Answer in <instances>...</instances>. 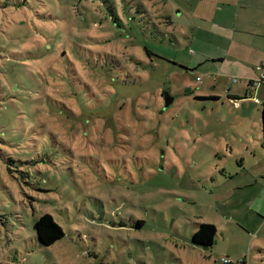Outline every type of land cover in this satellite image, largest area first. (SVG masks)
<instances>
[{
  "label": "rangeland",
  "instance_id": "obj_1",
  "mask_svg": "<svg viewBox=\"0 0 264 264\" xmlns=\"http://www.w3.org/2000/svg\"><path fill=\"white\" fill-rule=\"evenodd\" d=\"M196 2L87 0L57 22L0 5V264H264V143L195 68ZM44 212L64 233L49 246Z\"/></svg>",
  "mask_w": 264,
  "mask_h": 264
},
{
  "label": "crops",
  "instance_id": "obj_2",
  "mask_svg": "<svg viewBox=\"0 0 264 264\" xmlns=\"http://www.w3.org/2000/svg\"><path fill=\"white\" fill-rule=\"evenodd\" d=\"M196 17L205 31L203 43L210 48L204 50L195 68L201 66L214 81L223 84L222 96L233 106L236 100L238 106L234 107L243 112L240 117L246 119V137L252 129L260 140L264 80L256 87H250L249 81L259 75L255 67L264 62V0H197ZM215 88L221 89L219 85ZM198 95L218 98L220 92Z\"/></svg>",
  "mask_w": 264,
  "mask_h": 264
},
{
  "label": "trees",
  "instance_id": "obj_3",
  "mask_svg": "<svg viewBox=\"0 0 264 264\" xmlns=\"http://www.w3.org/2000/svg\"><path fill=\"white\" fill-rule=\"evenodd\" d=\"M1 1L2 3L0 2L1 3L0 5L3 7L6 5H9L10 7H18V8L19 7L30 8V9L38 8V11H37L38 14L36 15H38L40 19H43L44 21L50 20L53 22H57V20L62 18L60 17V11L66 12L67 16H69L68 14L71 13L69 11L70 6L72 5L78 4L84 7L89 6L85 3V1L87 0H84V2H82V0H1ZM90 1L93 3L95 1L96 3L100 2V4H104L108 8L109 12H112V13L117 6H121L122 9L125 6V4L123 5L119 3V0H90ZM97 7H99V5ZM139 9L141 10V8ZM81 19L85 22L83 18ZM111 22H112L111 23L112 25H109L110 27L113 26V23L117 25L118 19L113 17L111 18ZM18 23L19 22H17V24ZM21 41H18V39H16L8 47L9 49H11V53L14 57H18L16 54L21 53L20 51H22V48H24L22 47ZM36 43L39 45L40 50L46 49L45 48L46 43H44L43 45H41L38 41ZM145 50L148 54H150V50L148 48L145 47ZM44 53H41V55L42 54L44 55ZM34 55L35 54L28 55L29 59L30 58L33 59L32 61L30 60L31 61L30 63H25V62L23 63V65L26 68H29L30 70L33 69L37 65V59L39 58L40 53L37 54V56H34ZM11 62H12V66H14V64H20L15 60ZM13 69L11 71H13ZM7 84L10 89L9 92H12L13 91L12 86L15 83L13 84V81L10 80L9 82H7ZM18 87L19 85L17 84V88ZM196 97L200 99H215L216 100V97H212V96L210 97L196 96ZM262 141L264 142V113H263V121H262ZM141 223L142 221H138L137 226L140 227ZM33 229H34V233H35V236L38 242L44 246H49L53 244L55 241H57L64 235L63 229L60 226V224L48 212H44L34 221ZM216 233H217V229L213 224L201 223L199 224L198 229L193 233L191 240L195 244L202 245L204 247H210L214 242V237Z\"/></svg>",
  "mask_w": 264,
  "mask_h": 264
},
{
  "label": "built area",
  "instance_id": "obj_4",
  "mask_svg": "<svg viewBox=\"0 0 264 264\" xmlns=\"http://www.w3.org/2000/svg\"><path fill=\"white\" fill-rule=\"evenodd\" d=\"M256 69L259 71V75L256 78L249 81L250 87H256L260 81L264 80V63L257 65ZM196 79L200 81V77H196ZM232 81L236 82V78H233ZM254 101L257 102L258 99L255 98ZM233 104L236 107L238 106V102L236 100H233Z\"/></svg>",
  "mask_w": 264,
  "mask_h": 264
},
{
  "label": "water",
  "instance_id": "obj_5",
  "mask_svg": "<svg viewBox=\"0 0 264 264\" xmlns=\"http://www.w3.org/2000/svg\"><path fill=\"white\" fill-rule=\"evenodd\" d=\"M172 101V98L168 94H164V107H167Z\"/></svg>",
  "mask_w": 264,
  "mask_h": 264
}]
</instances>
